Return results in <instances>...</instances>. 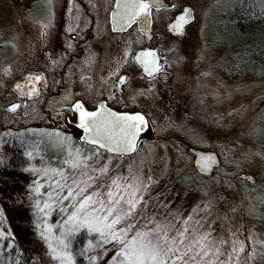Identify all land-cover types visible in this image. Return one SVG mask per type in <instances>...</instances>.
Returning <instances> with one entry per match:
<instances>
[{"label": "rangeland", "instance_id": "rangeland-1", "mask_svg": "<svg viewBox=\"0 0 264 264\" xmlns=\"http://www.w3.org/2000/svg\"><path fill=\"white\" fill-rule=\"evenodd\" d=\"M54 1L0 0V157L4 160L0 163V208L3 213L6 210L13 212L17 219L18 216L26 219H15L10 223L7 220L8 233L26 227L34 236L32 239L43 241L47 250L45 240L37 234V228L42 225L32 211L34 201L27 195L21 199V195L32 192L29 185L35 182L41 184V200L49 188L58 193L60 189L52 180L59 173L53 169L63 168L69 179L74 178L73 171L79 175L80 169H72L64 163L69 159V150L73 155L79 150L80 155L89 156L93 167L109 163V175L131 172L156 178L154 162L160 159V172L167 170L164 183L170 181V186L187 193L176 206L181 212L191 211L197 201L207 199L215 192H223L236 200L243 199L245 205L255 204L260 212H264V203H261L264 198V61H256L255 57L262 52L256 45L250 47L255 43L252 35H258L255 25L247 24L241 30V37L232 34L229 16L241 0H168L160 23L163 24L161 44L169 74L165 76L162 98L147 87L143 92L146 95L144 105H141L151 119L155 138L143 141L136 154L127 159L101 150L97 152L94 147L87 149L75 142L62 125L66 107L75 97L81 96L88 101L96 96L91 92L93 87H87L92 86V82H69L53 75L58 62L53 61L55 45L52 43L60 31L51 27L50 19H56ZM255 1L264 6V0ZM186 5L193 8L194 20L186 26L183 35L174 36L167 25ZM30 67L44 70L49 91L27 100L11 113L6 105L21 99L12 84ZM133 86L136 87V82ZM137 93L140 92L134 91V100ZM42 144L51 153H58V157L42 156ZM190 146L220 153L221 162L215 175L203 185L207 195L175 182L179 178L193 177L195 170L193 155L188 150ZM26 150L32 151L33 155L25 156ZM29 164L45 174L28 169ZM243 172L253 174L254 180L241 177ZM226 174L227 183H224ZM5 189L10 190L5 192ZM3 193L11 197L2 198ZM51 198L58 197L52 195ZM61 203L71 211L72 201L62 200ZM16 213L19 215L15 216ZM54 214L56 217H52ZM65 218L59 205L46 218L41 215V220L53 225L52 232L56 235ZM136 223L133 222L134 227ZM249 225L253 226V240L247 239ZM244 226L238 239L244 241L245 250L251 252L254 241L258 243L264 239V221L259 215L245 214ZM5 236L0 237V253L11 246L5 244ZM80 237H83L82 247L88 233L81 230L76 234L72 242L74 249ZM14 238L10 237V241ZM105 248L108 251L104 259L107 260L116 249L108 245ZM79 257L83 256L75 257L76 264ZM2 259L0 256V264H7Z\"/></svg>", "mask_w": 264, "mask_h": 264}, {"label": "snow or ice", "instance_id": "snow-or-ice-1", "mask_svg": "<svg viewBox=\"0 0 264 264\" xmlns=\"http://www.w3.org/2000/svg\"><path fill=\"white\" fill-rule=\"evenodd\" d=\"M153 2L158 3V0H133L125 4L124 8L130 11L126 12L123 22L128 23L141 13H144L142 22H147ZM191 18L192 9L185 7L171 27L181 31L179 25ZM136 59L149 75L161 67L154 49H145ZM34 79L40 77L37 75ZM120 79L124 80L125 77ZM16 87L21 86L18 84ZM78 106L82 127L97 136L93 143H102L98 138L101 131L99 121L104 120L114 132L118 131V135L108 137L103 143L105 148L111 145L114 152H127L136 147L137 133L141 124L145 123L141 113L107 112L98 117L95 112ZM89 125L94 127L89 128ZM96 151L99 152V148ZM24 155L31 157L33 153L26 150ZM213 158L211 155L201 156L197 161L201 171L209 170ZM108 160L111 161V157ZM3 162V157H0V163ZM64 163L81 171L79 175L73 171L74 178L69 179L63 168L53 169L59 173L52 180L60 189L58 193H53L49 188L41 200V184L35 182L29 185L32 192L21 195V199L27 195L34 201L32 211L42 225L37 228V234L47 244V251L42 257H33L34 264H76V256H83L89 264H264V239L258 243L254 241L251 252H247L245 242L238 239L245 227V214L259 215L264 221V212H260L257 205H245L243 199L236 200L223 192H215L207 199L197 201L191 211L181 212L176 206L187 193L170 186V181L164 183L166 169L156 178L131 172L128 175L119 172L109 175V163L93 167L89 163V156L80 155L79 150L75 155L69 150V159ZM28 169L45 174L31 164ZM245 179L253 180V176L248 175ZM224 183H227V174ZM93 185L96 187L93 188ZM200 190L207 195L204 188ZM52 195L58 199L53 200ZM61 200L73 202L71 211L60 203ZM261 203H264V198H261ZM57 205L66 216L58 235L52 232L53 225L41 220V215L46 218ZM133 222H137L135 227ZM121 224L123 227H120ZM252 227L249 225L248 229L247 239L250 240L254 239ZM81 230L88 233V238L81 248L74 249L72 242ZM4 235L0 230V237ZM105 245L116 249L115 254L107 260L104 259L108 251Z\"/></svg>", "mask_w": 264, "mask_h": 264}, {"label": "flooded vegetation", "instance_id": "flooded-vegetation-1", "mask_svg": "<svg viewBox=\"0 0 264 264\" xmlns=\"http://www.w3.org/2000/svg\"><path fill=\"white\" fill-rule=\"evenodd\" d=\"M116 1H54L56 19H50V22L52 21V30L59 28L60 31L52 43L53 46L55 45L52 48L53 61L58 62L53 75L60 76L61 80L69 82L82 81L87 84L92 82V86L90 84L87 87H93L91 92L96 97L87 101L78 96L74 100L81 98L91 106L100 100H106L109 105L115 108L143 109L141 105H144V96H146L143 93L144 88L148 87L162 98L161 90L164 87L165 76L169 74L165 52L162 49L164 45L161 44L164 34L163 24L160 23L161 13L168 5V0H161L163 2L161 5L153 4L151 6L148 14L149 35L141 31L138 19H135L133 24L124 30L113 29L111 13L115 8ZM145 49H154L158 57L157 62L161 65L151 75L136 59L138 52L142 53ZM33 69L35 67H30L25 72H36L42 75L39 93L36 95L39 96L43 91H49L47 90L49 85H47L48 81L44 70L36 68L35 71H31ZM122 76L125 77L124 80L120 79ZM134 82H136L135 88ZM134 91L140 92L137 93L135 100L133 99ZM34 97L21 98L20 107ZM74 100L66 107L65 114L71 113L70 108ZM50 126L52 127L54 124H50ZM65 130L68 135H71L66 128Z\"/></svg>", "mask_w": 264, "mask_h": 264}, {"label": "water", "instance_id": "water-1", "mask_svg": "<svg viewBox=\"0 0 264 264\" xmlns=\"http://www.w3.org/2000/svg\"><path fill=\"white\" fill-rule=\"evenodd\" d=\"M133 0H117L115 4V8L111 13V24L113 29L115 30H124L128 26H131L135 19L139 20L140 23V29L143 33L149 35V22H148V15H147V22H142L141 17L144 16V13H141L139 16H136L134 19L129 21L128 23L123 22V18L126 16V12L130 11L129 9H125L124 5L127 3H131ZM161 5L163 2L161 0H158V3L153 2L152 5ZM185 7H189L192 9V18L191 19H186L184 20L179 27L181 28V31H175L171 26L175 24L178 20V18L183 14ZM194 11L191 6H184L183 9L178 12L175 17L169 22L168 27L169 30L176 34V35H183L186 29V26L191 23L194 20ZM140 54L136 55V57ZM139 63L140 61L137 60ZM144 68V66H143ZM31 74V76H29ZM39 76L40 79H34L35 76ZM42 80V75L36 72H25L22 78L14 80L12 84V88L17 92V94L21 97H28L32 98L36 96L39 93V84L41 83ZM20 85L21 87H16V85ZM20 101H14L12 103H9L6 105V108L10 112H15L18 110L20 107ZM12 105H16L15 108L12 107ZM78 105H82L85 109H87L89 112H95L97 116H101V114H106L107 112H112V113H141L144 118H145V123L141 124L140 131L137 133L136 136V147L132 149L131 151L127 152H114L112 151L111 145L108 148H105L103 146V143L107 141L108 137H114V135H118V131L114 132L110 128V126L104 121L101 120L99 121V124L101 126V131L99 133V137L102 141L101 144H95L93 143V140L97 138L96 135L90 134L89 129L82 127L81 124V116H80V107ZM71 113L67 114L64 116L63 122L65 127L71 132L73 135L74 139H76L78 142L85 144L90 147H95L99 148L103 152L114 155V156H131L134 155L139 147L140 143L143 140H153L155 138V131L153 124L151 122V119L149 116L142 110L138 108H131V109H121V108H115L107 103L106 100H100L98 103L94 106H90L87 104L83 99H76L72 105H71ZM93 125H89V128H93ZM87 137V138H86ZM189 152L193 155V168L195 172L201 176L211 178L215 174V169L216 167L220 164L221 162V157L218 151L213 150V149H202V148H196V147H189L188 148ZM202 155H211L214 157L211 161V165L209 170L207 171H201L200 165L197 163L198 160L201 159ZM248 175L253 176L254 180V175L251 173H241V177H246ZM251 180V181H253Z\"/></svg>", "mask_w": 264, "mask_h": 264}, {"label": "trees", "instance_id": "trees-1", "mask_svg": "<svg viewBox=\"0 0 264 264\" xmlns=\"http://www.w3.org/2000/svg\"><path fill=\"white\" fill-rule=\"evenodd\" d=\"M229 17H230L229 18L230 21H232V32H233L232 34H234L236 38L241 37V30H243L247 24L248 25L253 24V26L255 25L254 28L257 30L258 35H252L255 37L254 39L255 43L250 47L254 48L256 45L258 47V50L259 49L261 50L260 52H262V55H260L259 57L258 56L255 57V60L264 61V6H261V4L255 0H241L237 3L235 9L232 11ZM248 49L250 50V48ZM253 52H255V50ZM246 57L247 55H245V58ZM42 148H43L42 149L43 152H41L42 156L51 157L52 155H55L58 157V153H54V152L51 153L48 147H46L45 145H43ZM86 148L90 149L88 146H86ZM122 159H127V157ZM160 167H161V161L160 159H157L154 162V176H157V174L160 173ZM209 180L210 178L202 177L201 175L197 174L194 171L193 177H189L187 179L179 178L176 179L175 182L177 184L186 185L193 192L201 193L200 189L204 188L203 185L205 184V182ZM9 190L10 189H5V192ZM5 195L6 194H4L2 198L8 199V197H11ZM61 202L62 200L60 201V203ZM18 215H19L18 213L15 214V216ZM52 217H56V215L54 214ZM15 219L16 220L19 219V221H26V219H23L19 216L18 219L15 218L14 213L13 212L10 213L8 210H6L5 213L0 212V227L2 228L3 232L6 235L5 244H11V246L7 250H5L4 252L2 251L0 253V256L3 258L2 260L7 264H34L33 257L34 256L42 257L44 253L47 251L45 244L43 241L33 240L32 237L34 236L28 232L26 227H21L20 230L18 231L16 230L15 232L11 233L12 234L11 236H9L8 233L9 228L7 227L6 222L8 220L10 223V221H13ZM10 237H16V238L10 241ZM82 243H83V237H80L76 241V245H75L76 249L81 248L80 246L82 245ZM87 261L88 260L85 259L84 257L78 258V264H87Z\"/></svg>", "mask_w": 264, "mask_h": 264}]
</instances>
